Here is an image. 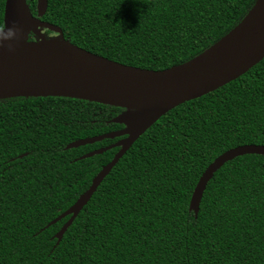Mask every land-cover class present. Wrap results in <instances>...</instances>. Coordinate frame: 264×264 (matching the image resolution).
Instances as JSON below:
<instances>
[{
  "label": "trees",
  "instance_id": "1",
  "mask_svg": "<svg viewBox=\"0 0 264 264\" xmlns=\"http://www.w3.org/2000/svg\"><path fill=\"white\" fill-rule=\"evenodd\" d=\"M257 0H46L41 18L108 60L164 71L232 31ZM5 0H0L3 24ZM36 17V0H26ZM44 33H51L42 30ZM29 40H36L31 34ZM127 113L61 97L0 100V264H264V157L226 162L188 210L206 168L241 146L264 147V59L238 79L176 107L140 136L67 228L68 210L123 137Z\"/></svg>",
  "mask_w": 264,
  "mask_h": 264
},
{
  "label": "water",
  "instance_id": "2",
  "mask_svg": "<svg viewBox=\"0 0 264 264\" xmlns=\"http://www.w3.org/2000/svg\"><path fill=\"white\" fill-rule=\"evenodd\" d=\"M46 8V0H36V17H33L26 0H5L3 24L6 28L14 25L15 35L8 41L0 40V85L12 80H21L23 77L44 76L69 81L75 87L57 94L43 96L21 94L5 96L0 100L15 97H61L127 111L125 115L112 120L113 123L123 125L122 130L67 145L68 150L92 145L105 139L123 137L109 147L94 150L79 158L88 159L118 148L113 159L93 178L89 188L68 210L47 226L69 217L54 236L58 244L102 180L133 143L162 116L180 105L199 99L238 79L264 59V9L242 45L224 58L202 66H190L213 45L182 66L153 71L123 65L69 43L59 28L41 21ZM42 30L53 33L55 38L44 37L41 34ZM31 34L36 40H29ZM245 155L264 157V147L249 145L231 149L206 168L189 201L188 210L193 212L194 217L197 216L203 192L213 174L226 162Z\"/></svg>",
  "mask_w": 264,
  "mask_h": 264
},
{
  "label": "bare ground",
  "instance_id": "3",
  "mask_svg": "<svg viewBox=\"0 0 264 264\" xmlns=\"http://www.w3.org/2000/svg\"><path fill=\"white\" fill-rule=\"evenodd\" d=\"M264 9V0H258L243 21L222 38L209 51L201 55L190 66H202L218 61L242 45L245 38L258 22ZM69 81L44 76L23 77L0 85V98L15 95H50L73 89Z\"/></svg>",
  "mask_w": 264,
  "mask_h": 264
},
{
  "label": "clouds",
  "instance_id": "4",
  "mask_svg": "<svg viewBox=\"0 0 264 264\" xmlns=\"http://www.w3.org/2000/svg\"><path fill=\"white\" fill-rule=\"evenodd\" d=\"M15 35V26L6 28L5 24H0V40L8 41Z\"/></svg>",
  "mask_w": 264,
  "mask_h": 264
},
{
  "label": "rangeland",
  "instance_id": "5",
  "mask_svg": "<svg viewBox=\"0 0 264 264\" xmlns=\"http://www.w3.org/2000/svg\"><path fill=\"white\" fill-rule=\"evenodd\" d=\"M41 34L44 35L46 38H55V35L53 33H44L41 31Z\"/></svg>",
  "mask_w": 264,
  "mask_h": 264
},
{
  "label": "flooded vegetation",
  "instance_id": "6",
  "mask_svg": "<svg viewBox=\"0 0 264 264\" xmlns=\"http://www.w3.org/2000/svg\"><path fill=\"white\" fill-rule=\"evenodd\" d=\"M44 36V35H43ZM45 37V36H44ZM34 41V40H33Z\"/></svg>",
  "mask_w": 264,
  "mask_h": 264
}]
</instances>
